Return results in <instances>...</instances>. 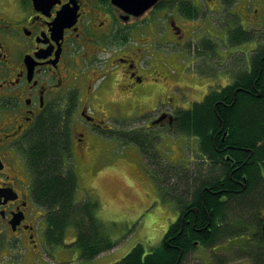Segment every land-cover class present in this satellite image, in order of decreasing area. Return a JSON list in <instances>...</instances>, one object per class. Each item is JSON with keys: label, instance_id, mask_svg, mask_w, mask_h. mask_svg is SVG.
Wrapping results in <instances>:
<instances>
[{"label": "flooded vegetation", "instance_id": "af4514ba", "mask_svg": "<svg viewBox=\"0 0 264 264\" xmlns=\"http://www.w3.org/2000/svg\"><path fill=\"white\" fill-rule=\"evenodd\" d=\"M231 2L156 0L143 15L135 16L111 0H0V264H33L49 255L47 224L40 230L46 212L34 198L37 180L27 155L32 153L35 133L53 118L82 156L89 153L95 137L109 140L132 124L143 128V138L135 144L151 168L162 173V196L170 202L160 199L144 215L138 241L147 239L151 244L158 237L150 233H162L156 244L141 252L143 260L165 254L191 224L196 233H206L191 237L180 264H264V203L255 217H235L219 206L227 202V195L218 205L212 202L211 211L204 205V195L207 222L203 227L198 207L175 196L172 182H165L174 173L195 177L198 172L207 178L223 171L210 153L196 163V156L204 153L200 139L190 135L171 145L167 168L159 154H148L145 148L156 130V135L160 128L178 132L181 113L192 112L251 73L264 48L259 10H249L245 0H235L228 8ZM205 18L212 29L197 34ZM218 37H224V42ZM221 44L238 49L226 52L224 59L219 55ZM245 44L251 48L240 49ZM159 48L173 50V59L161 58ZM149 53H153L150 60ZM191 61L199 77L212 75L219 63L228 81L204 85L197 77V82L185 72ZM170 67L178 72L176 81L171 79ZM241 88L236 87L235 94ZM127 135L131 142L132 132ZM250 157L239 159L242 164L234 167L235 159L225 154L224 161L233 167V181V172L249 163ZM255 163L264 182V164ZM203 167L205 175L199 171ZM222 176L217 177L224 185ZM247 178L244 173L242 188ZM156 222L158 227L153 226ZM132 246L123 260L140 257V245Z\"/></svg>", "mask_w": 264, "mask_h": 264}, {"label": "trees", "instance_id": "16d2710c", "mask_svg": "<svg viewBox=\"0 0 264 264\" xmlns=\"http://www.w3.org/2000/svg\"><path fill=\"white\" fill-rule=\"evenodd\" d=\"M235 83L234 87L210 96L192 112L180 114L183 119L177 130L196 135L201 140L204 154L214 155L215 166L219 164L224 168L221 173L207 178H202L198 172H195V177H183L179 173L170 175L173 194L198 207L203 227L207 222V214L202 206L204 195L207 211H211L212 202L218 205L219 199L227 195V202L219 206L224 209V214L231 213L235 217H255L258 207L264 203V182L255 163L261 161L264 164V48L253 61L251 73L237 79ZM236 87L242 88L235 94ZM141 138L142 133L135 132L130 141L138 142ZM30 145L32 153L27 155V163L37 180L34 198L47 211V234L51 244L62 243L66 229L71 225L77 230L75 244L85 260L94 259L113 249L115 241L105 232L103 224L96 217L97 202L86 201L79 204L75 201L78 185L68 159L71 144L59 120L53 118L44 122ZM225 154L235 159L234 167L242 164L239 159L243 160L251 155L249 163L233 172L234 181L230 178L233 167L224 161ZM199 171L202 175L207 173L204 167ZM244 173L248 178L245 188H242ZM221 174L224 185L217 177ZM213 192L216 194H212ZM216 210L213 209L214 212ZM201 233H196L190 224L186 232L176 236V243L165 254L143 260V250L139 247L140 257L132 256L124 259L121 264H144L145 260V264L183 263V257L189 249V240Z\"/></svg>", "mask_w": 264, "mask_h": 264}, {"label": "rangeland", "instance_id": "374dc122", "mask_svg": "<svg viewBox=\"0 0 264 264\" xmlns=\"http://www.w3.org/2000/svg\"><path fill=\"white\" fill-rule=\"evenodd\" d=\"M247 6L250 9L257 8L260 14V36L261 43L264 44V0H245ZM235 4L231 2L227 7L230 8ZM233 11V8L230 9ZM209 18L202 20V26L197 28V34H200L201 29L208 30L211 28L209 23L205 22ZM201 27V28H200ZM214 35V33H213ZM212 35V36H213ZM214 37V36H213ZM223 40L224 37H218ZM220 46H223L221 44ZM251 48V45H243L240 47L242 50ZM238 48H228L227 45L219 49V55L222 58H226V52L235 51ZM158 54L161 58L166 60L173 59L170 54L173 50H165L164 48H159ZM228 53V54H229ZM153 53H149L147 59L150 60ZM226 56V57H225ZM176 59L178 56H175ZM186 59H190L188 55L185 54ZM167 64V61H165ZM186 63V62H184ZM217 68L212 72V75L205 76L202 74L200 77L197 75V69L195 63L189 62L188 67L185 72L194 80L200 79L204 85L218 82L220 80L228 81V77L224 72V69L218 63ZM230 67V64L227 65ZM171 79L177 80L178 72L176 68L170 67ZM179 70V69H178ZM197 81V80H196ZM198 82V81H197ZM172 98V96H169ZM185 99V96L184 98ZM139 124L128 125L125 131L128 130H141ZM158 135H149L150 140L146 141V150L148 154L150 151L159 154V156L165 159V164H168L169 154L171 152V145L175 144L182 136H176L173 133H167L165 128ZM166 130V131H165ZM125 134L124 132H122ZM192 135L191 133H187ZM196 142V138L194 140ZM106 143V145H105ZM154 146L152 147V145ZM88 155L81 157V152L77 151L74 146L71 145V155L68 159L73 158L74 168L76 169L78 177V189L76 192V202L81 203L84 201L91 200L92 202H99V210L96 217L103 224V228L108 233L113 235V239L116 241V248L112 251L105 252L92 260H85L82 257L81 250L78 248L77 244L73 245L76 238V231L73 226L67 228V235L65 238V243L57 244V246L49 248V255L44 254L41 259H38L33 264H114L117 260L129 251V247L133 244L134 246L138 244V237L141 234L138 232L136 236L129 235L130 231H133L130 227L134 223L133 216L143 207H145L149 196H157V181L147 164L148 158L145 160L142 156L140 147L134 142H128L125 144L120 138L116 137L111 142L107 141L103 137H95L91 144L88 146ZM189 154V151H187ZM85 158V159H81ZM70 161V164L73 165ZM182 165V163H180ZM152 166V165H151ZM163 177L162 173L159 172ZM172 177L165 182L171 183ZM173 183V182H172ZM152 184L154 190H151L148 186ZM156 190H155V187ZM147 189V191L145 190ZM161 199L163 203L166 201L170 204L169 200H165L160 192ZM160 197L154 200V203L159 204ZM98 204V203H97ZM131 216H130V215ZM146 220V219H145ZM45 220H42L40 224V230L45 229ZM161 231L150 233L154 238H157L151 244L148 240H144L143 244L145 248H149L151 245L156 244L159 239ZM73 235V237H72ZM138 236V237H137ZM148 241V242H147ZM133 247V246H132Z\"/></svg>", "mask_w": 264, "mask_h": 264}, {"label": "water", "instance_id": "95a60500", "mask_svg": "<svg viewBox=\"0 0 264 264\" xmlns=\"http://www.w3.org/2000/svg\"><path fill=\"white\" fill-rule=\"evenodd\" d=\"M111 1L118 8L135 16L143 15L156 2V0H111ZM258 95L260 96L261 94L258 93ZM0 165H1V161H0Z\"/></svg>", "mask_w": 264, "mask_h": 264}, {"label": "crops", "instance_id": "0c3cea01", "mask_svg": "<svg viewBox=\"0 0 264 264\" xmlns=\"http://www.w3.org/2000/svg\"><path fill=\"white\" fill-rule=\"evenodd\" d=\"M88 154H86V156H87ZM83 157H85V155L83 156ZM81 159H85V158H81ZM154 187H155V185H154ZM149 188L151 189V190H154L153 189V187H152V184H150L149 186H148V191H149ZM146 191H147V189H145ZM155 190H156V187H155ZM157 194H158V188H157V191H155ZM159 195V194H158ZM158 195L155 197V196H149V198H148V200H147V202H146V205H145V207H143V208H141L133 217H135L134 218V222H137L138 223V228L139 227H141L142 226V224L144 223V219L143 218H140V216H141V214L142 213H144V210H145V208L146 207H148L152 202H154V200L157 198L158 199ZM130 215V214H129ZM132 215V214H131ZM130 215V216H131ZM154 227H158L159 226V223L158 222H156L154 225H153Z\"/></svg>", "mask_w": 264, "mask_h": 264}, {"label": "bare ground", "instance_id": "6f19581e", "mask_svg": "<svg viewBox=\"0 0 264 264\" xmlns=\"http://www.w3.org/2000/svg\"><path fill=\"white\" fill-rule=\"evenodd\" d=\"M186 172V171H185ZM263 176V175H262ZM176 196V195H175ZM235 220H237V219H235ZM239 220V219H238ZM243 220V219H242ZM239 222V221H238ZM249 226V225H248ZM100 247V246H99ZM136 254V253H135ZM135 258H136V256H135ZM137 259H139V258H137ZM132 260V259H131ZM146 261V260H145Z\"/></svg>", "mask_w": 264, "mask_h": 264}]
</instances>
